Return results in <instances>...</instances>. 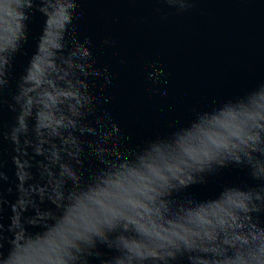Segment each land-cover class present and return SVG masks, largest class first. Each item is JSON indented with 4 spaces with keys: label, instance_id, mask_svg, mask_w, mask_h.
<instances>
[{
    "label": "water",
    "instance_id": "95a60500",
    "mask_svg": "<svg viewBox=\"0 0 264 264\" xmlns=\"http://www.w3.org/2000/svg\"><path fill=\"white\" fill-rule=\"evenodd\" d=\"M0 264H264V0H0Z\"/></svg>",
    "mask_w": 264,
    "mask_h": 264
}]
</instances>
